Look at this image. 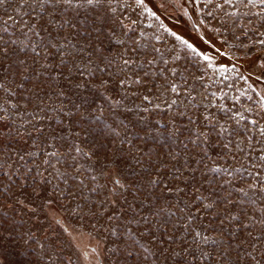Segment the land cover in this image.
<instances>
[{
	"label": "rangeland",
	"instance_id": "rangeland-1",
	"mask_svg": "<svg viewBox=\"0 0 264 264\" xmlns=\"http://www.w3.org/2000/svg\"><path fill=\"white\" fill-rule=\"evenodd\" d=\"M260 71V3L8 0L0 264H264Z\"/></svg>",
	"mask_w": 264,
	"mask_h": 264
},
{
	"label": "snow or ice",
	"instance_id": "snow-or-ice-1",
	"mask_svg": "<svg viewBox=\"0 0 264 264\" xmlns=\"http://www.w3.org/2000/svg\"><path fill=\"white\" fill-rule=\"evenodd\" d=\"M7 2H8V0H0V6L4 5ZM62 2L63 3H66V4H71L72 3V0H62ZM99 2H100V0H86V3L88 5H93V4H96V3H99ZM138 2H139V0H138ZM228 2H230V0H225V3H228ZM239 2L243 3L244 0H239ZM247 2L249 4H252V5H255L257 3H260V4L264 5V0H247ZM4 23H6V22H4ZM172 35H174L175 36V39L177 41H179L185 47H187L188 49H190L193 53L199 55V53L197 52L196 48L193 47V45L191 43H189L187 40L183 39L179 35H176L175 33H172ZM204 59L205 60H208L209 58L205 56ZM127 63H128V61L125 60V64H127ZM173 90H175V89H173ZM250 123L256 124L257 122L256 121H251ZM260 132H261L262 135H264V128H261L260 129ZM259 159L264 160V156H260ZM198 235H199V233H197V236Z\"/></svg>",
	"mask_w": 264,
	"mask_h": 264
},
{
	"label": "trees",
	"instance_id": "trees-1",
	"mask_svg": "<svg viewBox=\"0 0 264 264\" xmlns=\"http://www.w3.org/2000/svg\"><path fill=\"white\" fill-rule=\"evenodd\" d=\"M202 45H204V47H205V46H206V43L204 44V42H202ZM215 51H216V52H220V49H217V50H215ZM243 63L246 64V63H247L246 60H244ZM247 65H248V63H247ZM263 74H264V72H261V71H260L259 76H262V78H264Z\"/></svg>",
	"mask_w": 264,
	"mask_h": 264
}]
</instances>
